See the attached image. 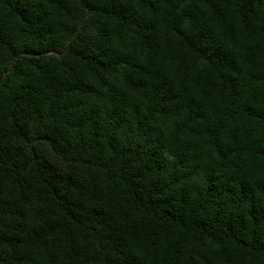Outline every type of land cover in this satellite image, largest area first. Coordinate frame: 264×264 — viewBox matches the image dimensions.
I'll list each match as a JSON object with an SVG mask.
<instances>
[{"label": "trees", "instance_id": "trees-1", "mask_svg": "<svg viewBox=\"0 0 264 264\" xmlns=\"http://www.w3.org/2000/svg\"><path fill=\"white\" fill-rule=\"evenodd\" d=\"M0 264H264V0H0Z\"/></svg>", "mask_w": 264, "mask_h": 264}]
</instances>
